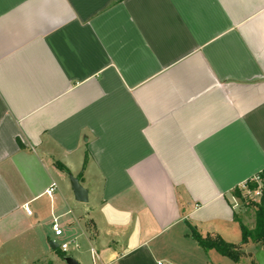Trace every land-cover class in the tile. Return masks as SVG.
<instances>
[{
  "label": "crops",
  "instance_id": "1",
  "mask_svg": "<svg viewBox=\"0 0 264 264\" xmlns=\"http://www.w3.org/2000/svg\"><path fill=\"white\" fill-rule=\"evenodd\" d=\"M263 170L264 0H0V264L46 254L70 174L86 264H220L188 222L228 241Z\"/></svg>",
  "mask_w": 264,
  "mask_h": 264
},
{
  "label": "rangeland",
  "instance_id": "2",
  "mask_svg": "<svg viewBox=\"0 0 264 264\" xmlns=\"http://www.w3.org/2000/svg\"><path fill=\"white\" fill-rule=\"evenodd\" d=\"M255 197V196H254ZM255 198H258L257 196ZM71 199H73V201H70ZM83 205L84 203H82L81 201H78L77 199H75L74 195L72 196V192L70 194V199L68 200V204H67V209H71L72 211L65 217L62 219H58V223L60 224V226L63 229L64 234L62 236H55L54 232L51 233V229H52V223L50 222L49 218L46 217H40L39 219V223L38 226L41 228L42 231L49 233L50 236V240L56 242L58 245L62 244L63 242H68L69 243V248L64 251L62 249H53L50 244L49 241H46V254H44L42 256V258H40V260H37L35 263L33 264H67L66 261L64 260L65 256H73L75 259L80 258V255H84V258L81 260V264H86V263H92L91 260V255L89 253H83L81 254V249H77L74 246L73 240H75V237H77V242L79 244H81V246L83 247V239L78 238V234L80 233V226H79V222L80 225H84L86 223V216H85V212L83 211ZM239 208L241 211V217L243 219V221L249 226V227H253L254 223H255V215H254V208L253 207H248L246 204L244 205L243 202H240ZM79 217L78 221H75L74 218ZM227 239L230 242L233 243H239L241 242L242 239V231L240 228V223L237 221L236 223H234L233 227H230V230L227 234ZM225 238V237H224ZM246 248H250L252 250H254V244L251 245H247L245 246V250ZM33 250H27L28 252H34L36 251V248H32ZM27 253L26 255L29 256L32 253ZM218 254V253H216ZM222 258L223 261L220 262V264H246V261L244 258H242L241 262L236 263L234 262L232 259L223 256V255H218ZM31 257V256H30ZM20 258V257H19ZM246 259H249L246 257ZM251 259L253 262H256L255 256H254V251L251 252ZM162 263L164 264H168L167 261L164 262V260H161ZM9 264V262L7 263ZM179 264H190V263H179Z\"/></svg>",
  "mask_w": 264,
  "mask_h": 264
},
{
  "label": "trees",
  "instance_id": "3",
  "mask_svg": "<svg viewBox=\"0 0 264 264\" xmlns=\"http://www.w3.org/2000/svg\"><path fill=\"white\" fill-rule=\"evenodd\" d=\"M57 166L63 171H69L68 168L61 162H56ZM261 179L262 193L259 200L251 198L240 187L235 188L234 195L248 207L254 208L255 223L253 227H249L237 213L235 220L240 223L242 231V239L239 243L227 241L219 233H203L194 225L188 222L190 228V236L203 248L205 252L211 249L216 250L223 256L232 259L234 262H241L245 255V246L249 243H254L257 249H264V170L257 174ZM246 186L249 190L254 191L260 187L255 180L249 179L246 181ZM59 248H57L58 250Z\"/></svg>",
  "mask_w": 264,
  "mask_h": 264
},
{
  "label": "built area",
  "instance_id": "4",
  "mask_svg": "<svg viewBox=\"0 0 264 264\" xmlns=\"http://www.w3.org/2000/svg\"><path fill=\"white\" fill-rule=\"evenodd\" d=\"M252 180H255L256 182L259 183L260 187L254 191H251L247 188L246 186V182L243 183L241 189L248 194L251 198L255 199V197H260L262 190H261V179L258 175L254 176L253 178H251ZM56 188V184H52V186L47 190V192L49 194H51ZM255 196V197H254ZM26 210L29 214L32 213L31 209L26 205ZM52 229L54 232L55 236H62L64 234L62 227L60 226V224L58 223L57 220H55L52 224ZM74 246L75 248L79 249L80 248V244L77 242V240H73ZM58 247L64 251H66L69 248V243L68 242H63L62 244L58 245ZM92 253H93V258L97 259L98 255L96 253V251L94 249H92Z\"/></svg>",
  "mask_w": 264,
  "mask_h": 264
},
{
  "label": "water",
  "instance_id": "5",
  "mask_svg": "<svg viewBox=\"0 0 264 264\" xmlns=\"http://www.w3.org/2000/svg\"><path fill=\"white\" fill-rule=\"evenodd\" d=\"M71 180V187L74 192L75 198L78 201L86 202L88 200V191L87 189L80 183L79 178L69 175ZM52 248H57L58 244L54 241L49 242ZM255 258L258 264H264V249L260 248L255 253ZM65 261L67 264H78V261L73 256H66Z\"/></svg>",
  "mask_w": 264,
  "mask_h": 264
}]
</instances>
